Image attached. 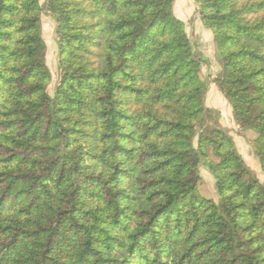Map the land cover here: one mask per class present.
I'll list each match as a JSON object with an SVG mask.
<instances>
[{
  "label": "trees",
  "instance_id": "1",
  "mask_svg": "<svg viewBox=\"0 0 264 264\" xmlns=\"http://www.w3.org/2000/svg\"><path fill=\"white\" fill-rule=\"evenodd\" d=\"M195 2L264 172V0ZM173 3L47 0L49 95L42 5L0 0V264H264V185L204 106L205 58Z\"/></svg>",
  "mask_w": 264,
  "mask_h": 264
},
{
  "label": "rangeland",
  "instance_id": "2",
  "mask_svg": "<svg viewBox=\"0 0 264 264\" xmlns=\"http://www.w3.org/2000/svg\"><path fill=\"white\" fill-rule=\"evenodd\" d=\"M47 0H39L42 5L40 14L41 34L45 42V63L50 72V80L47 84V93L52 95L59 82L60 69L58 66V44L55 32L56 22L46 9ZM173 13L184 23L185 32L192 42L195 50L205 58L200 66V77L206 82L204 106L219 111L218 126L225 128L231 136L236 150L244 159L246 165L252 170L260 183L264 185V172L257 157L254 155L251 142L257 137V133L251 129L240 127L234 120L231 105L219 90L215 80L221 75L222 65L219 60L214 36L210 29L205 27L200 19L198 5L195 0H174ZM197 129H194L193 144L197 145ZM204 150L208 160L217 162L213 155L212 147L204 143ZM200 181L198 189L202 197L214 202L218 201L215 179L205 163L199 165Z\"/></svg>",
  "mask_w": 264,
  "mask_h": 264
}]
</instances>
